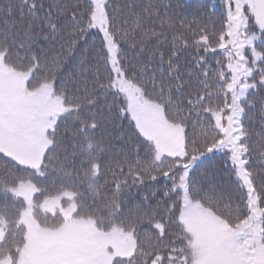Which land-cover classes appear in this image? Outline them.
I'll use <instances>...</instances> for the list:
<instances>
[{
	"label": "snow or ice",
	"instance_id": "6c2138e0",
	"mask_svg": "<svg viewBox=\"0 0 264 264\" xmlns=\"http://www.w3.org/2000/svg\"><path fill=\"white\" fill-rule=\"evenodd\" d=\"M176 6L0 0V264H264V0Z\"/></svg>",
	"mask_w": 264,
	"mask_h": 264
},
{
	"label": "trees",
	"instance_id": "16d2710c",
	"mask_svg": "<svg viewBox=\"0 0 264 264\" xmlns=\"http://www.w3.org/2000/svg\"><path fill=\"white\" fill-rule=\"evenodd\" d=\"M174 5H177L174 8V11L177 16L184 18L186 21L199 20L200 16L197 15L200 13L203 14V10L207 7L208 12L211 13L213 6L217 8L216 16L213 17V21L217 23L219 26V21L221 19L220 12L223 11V0H171ZM192 55L191 52L185 53V57H190ZM216 59H220L219 55H216ZM216 162H219V156L217 157ZM203 171V169H201ZM161 187L160 185H156L152 190H156V188ZM147 191V190H145ZM145 192H138L137 190H133L132 199L138 201Z\"/></svg>",
	"mask_w": 264,
	"mask_h": 264
}]
</instances>
